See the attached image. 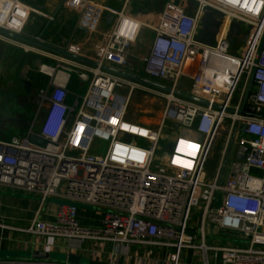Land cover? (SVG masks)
<instances>
[{
    "label": "built area",
    "instance_id": "2783aa9c",
    "mask_svg": "<svg viewBox=\"0 0 264 264\" xmlns=\"http://www.w3.org/2000/svg\"><path fill=\"white\" fill-rule=\"evenodd\" d=\"M168 1L171 7L151 28L123 10L84 11L94 21L104 11L116 17L106 42L95 46L100 65L127 70L130 47L143 28L151 29L155 38L142 60L143 76L170 92L76 61L70 68L50 67L53 74L45 73L48 82L37 91L39 104L25 135L0 140V190L37 196L42 204L61 197L105 210L98 228H86L78 206L62 204L53 221L36 218L22 230L34 236L154 247L171 252L172 264L195 250L203 253L201 264H264V0H190L193 14L175 7L179 0ZM74 6L80 8V0ZM206 9L221 16L219 22L208 17L210 26H220L214 43L200 38ZM32 15L22 0H0L5 31L28 36ZM0 40L33 49L1 34ZM65 50L80 53L76 46ZM74 74L87 86L71 98ZM125 88L127 94L119 92ZM136 89L167 101L157 128L126 119ZM166 124L182 130L157 163ZM96 141L105 146L96 147ZM220 143L215 173L208 178L207 161ZM242 147L247 151L238 159ZM208 227L227 243L207 244ZM0 229L13 227L0 223ZM0 264L70 263L0 259Z\"/></svg>",
    "mask_w": 264,
    "mask_h": 264
},
{
    "label": "crops",
    "instance_id": "0c3cea01",
    "mask_svg": "<svg viewBox=\"0 0 264 264\" xmlns=\"http://www.w3.org/2000/svg\"><path fill=\"white\" fill-rule=\"evenodd\" d=\"M22 1L29 6L30 4L37 6V8L46 12L40 19L43 21L41 22L43 24L42 29L36 24L33 15L30 16L25 32L29 37L35 38L43 32L42 40L46 44L61 49L76 46L80 49L78 56L89 60L95 59V46L106 42L107 36L114 28L116 17L113 16L111 20L109 16L112 14L104 11L101 18L94 21L84 11L87 6L123 10L126 14L142 22L146 27L151 28L159 25L162 15L172 5L168 0H80L81 7L76 8L74 0ZM135 1H137V5L134 4ZM174 6L188 14H193L195 11V4L190 0H179ZM212 28L215 30V34H218L217 28ZM154 38L155 33L151 29L143 28L137 42L139 46L141 43L143 45L147 43L150 49ZM20 48L26 53H35L52 59L56 65H64L67 68L73 66L70 60L52 53L36 48ZM136 50H138L137 46L133 45L130 53L133 55ZM50 74H53L52 69ZM60 76L61 74L58 75V77ZM80 85L83 86L80 83L76 90L72 86L70 87L69 84L71 98L85 92V87L83 86L84 88L81 89ZM62 204H76L78 206V219L81 226L98 228L101 225L105 210L61 197H51L42 204L41 199L37 196L7 189L0 190V223L13 227V229L8 230L0 229V259L30 261L33 259H24L20 255L47 252L51 258L43 261L50 263H66L69 257H73L74 261H77L76 264H172L171 252L165 254L161 249L154 247L136 245L121 247L106 242H81L64 238L34 236L22 231L27 230L36 218L44 222L53 221L58 207ZM38 211L39 215L37 214ZM207 230V244L222 246L227 243V241H221L217 237L218 233L213 228ZM208 255L210 258L212 257L211 253ZM202 257L203 253L200 250L189 251L183 254L179 264H201ZM189 259L191 261H188Z\"/></svg>",
    "mask_w": 264,
    "mask_h": 264
},
{
    "label": "rangeland",
    "instance_id": "374dc122",
    "mask_svg": "<svg viewBox=\"0 0 264 264\" xmlns=\"http://www.w3.org/2000/svg\"><path fill=\"white\" fill-rule=\"evenodd\" d=\"M230 1L236 2V0ZM135 2L136 3L134 4L137 5V1ZM30 6L34 10L33 18H35V21L37 22L36 24L42 29L43 24L41 22L43 21L40 19L44 16L43 14H46V12L32 4H30ZM229 6L233 7L232 5ZM207 25H210L209 22H207ZM205 27L206 26L202 27V25H200V38L202 37L201 35L204 32ZM216 36L217 34H214L209 39L203 38V40L207 43H214L217 40ZM235 41L237 47L238 45H241L238 39ZM134 46H137L138 50L132 55L130 53V47L128 52L129 58L127 71L134 75L144 77L142 60L149 53V47L147 46V43H145V45L141 43L139 46L138 42H136ZM20 47L21 46L12 42L0 40V140H9L12 137H22L25 135L32 122L33 115L35 114V105L33 99L25 90L24 82L30 83L33 88L38 91V89L46 86L48 82L46 74L50 75V70L45 74L43 67H56L54 60L35 53H26ZM237 49L238 48L235 46L232 51L235 52ZM62 66L66 67L64 65ZM62 66L59 70L63 72ZM59 78H62V74ZM72 79H77L75 74ZM183 83L187 84L186 81H183ZM85 84L86 85L83 86L86 88L87 83ZM83 86L80 85V88H84ZM119 92L127 94L129 91L128 88H125ZM80 95H82V92L79 96ZM166 105L167 101L165 98L155 96L154 94L141 89H136L131 95L126 111V119L143 127L157 128L162 120ZM181 130L182 129L178 126L172 124L165 125L163 139L161 140L160 149L156 158L157 163H163L164 156L169 151L170 143ZM95 146L104 147L105 144L96 141ZM220 149L221 143L212 150L207 161L205 171L208 178H212L215 173L220 156ZM194 220L197 221L198 218H194ZM217 237L221 241L225 240L219 235H217ZM188 261H191V259Z\"/></svg>",
    "mask_w": 264,
    "mask_h": 264
},
{
    "label": "water",
    "instance_id": "95a60500",
    "mask_svg": "<svg viewBox=\"0 0 264 264\" xmlns=\"http://www.w3.org/2000/svg\"><path fill=\"white\" fill-rule=\"evenodd\" d=\"M209 16L215 17L218 20V22L221 19V16H219L214 11L206 9L204 11V14H203L201 22H200V25H202V27L207 25ZM109 19L112 20L113 19V15H110ZM219 27L220 26H217L218 29H219ZM0 34L5 36V37H8V38H10L12 40H15L17 42H20V43H22L24 45H28V46H30L32 48L40 49V50L52 53V54H54L56 56H60L62 58H65L67 60L76 61V62H79L81 64H84V65H87V66H90V67L99 68L102 71H105V72L110 73L112 75L124 78L126 80L131 81V82H134V83L146 86V87H150V88H153V89L161 90V91H164V92H167V93L170 92V89L168 87H166V86H164L162 84H159L157 82L150 81L149 79H147L145 77L134 75L133 73H130L129 71L120 70V69H117V68H114V67H111V66H108V65H105V64L100 65L99 63H97L94 60H89V59H86V58H83V57H80V56H77V55H73V54H70L69 52H67L65 49H61V48H58V47H54V46L48 45L42 40L43 32L40 33L39 35H37V37H35V38H30V37H28L26 35L14 34V33L5 31V30L0 28ZM218 35L219 34H217L216 39L218 38ZM25 83L26 84H30L28 82H25ZM36 94H37V90H35V89H32L30 91V93H29V95L33 99L35 105L39 104V100H38ZM176 94L178 96L182 97V98H185L187 100L196 102L198 104H201V105H204V106L208 105V103L206 101L198 99V98H195V97H192V96H190L188 94H185V93H182V92H176ZM33 139L36 140V138H33ZM37 141L40 144L42 143L41 140H37ZM240 151H241V153L239 154L238 159H244V154L243 153H245L247 151V148L242 147L240 149ZM20 257L24 258V259H33V260H48V259L51 258L50 254L47 253V252H39V253H33V254L27 253V255H23V256L20 255ZM74 260L75 259H73V257H69L68 258V262L70 264H76L77 261H74Z\"/></svg>",
    "mask_w": 264,
    "mask_h": 264
},
{
    "label": "flooded vegetation",
    "instance_id": "af4514ba",
    "mask_svg": "<svg viewBox=\"0 0 264 264\" xmlns=\"http://www.w3.org/2000/svg\"><path fill=\"white\" fill-rule=\"evenodd\" d=\"M215 34V30L212 28V26H210V25H206V27H205V30H204V32L202 33V39L204 38V39H209L211 36H213ZM24 86H25V90H26V92L29 94L30 93V91L32 90V89H34L33 88V86L31 85V84H26L25 82H24Z\"/></svg>",
    "mask_w": 264,
    "mask_h": 264
},
{
    "label": "trees",
    "instance_id": "16d2710c",
    "mask_svg": "<svg viewBox=\"0 0 264 264\" xmlns=\"http://www.w3.org/2000/svg\"><path fill=\"white\" fill-rule=\"evenodd\" d=\"M79 82L80 81L78 79H76V80L71 79V81H70V87L72 86L73 89H76L77 90V86L80 84Z\"/></svg>",
    "mask_w": 264,
    "mask_h": 264
},
{
    "label": "bare ground",
    "instance_id": "6f19581e",
    "mask_svg": "<svg viewBox=\"0 0 264 264\" xmlns=\"http://www.w3.org/2000/svg\"><path fill=\"white\" fill-rule=\"evenodd\" d=\"M51 71V69H50V67H48V66H44L43 67V71L46 73V72H48V71Z\"/></svg>",
    "mask_w": 264,
    "mask_h": 264
}]
</instances>
